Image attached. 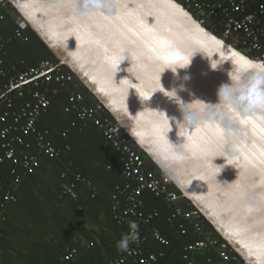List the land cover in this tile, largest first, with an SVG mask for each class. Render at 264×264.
<instances>
[{"label": "water", "instance_id": "1", "mask_svg": "<svg viewBox=\"0 0 264 264\" xmlns=\"http://www.w3.org/2000/svg\"><path fill=\"white\" fill-rule=\"evenodd\" d=\"M8 1L244 264H264V60L180 0Z\"/></svg>", "mask_w": 264, "mask_h": 264}, {"label": "trees", "instance_id": "2", "mask_svg": "<svg viewBox=\"0 0 264 264\" xmlns=\"http://www.w3.org/2000/svg\"><path fill=\"white\" fill-rule=\"evenodd\" d=\"M10 10L11 13L0 21V36L5 44L4 66L9 74L35 67L43 60L59 63L29 26L23 29L29 40L17 36L15 16L19 13L11 4ZM63 68L72 72L66 66ZM5 80L0 79V86ZM80 90L87 104L99 103L81 81ZM68 105V92L61 91L51 96V104L38 122L39 129L50 130V138L58 149L70 146L67 153L52 159L40 152L32 139L31 152L40 159V166L34 172L27 173L10 161L1 167L0 206L7 193L13 194L15 199L6 202L0 219V264H100L126 251H120L116 243L123 233L129 231V222L134 220L119 224L112 210V195L116 187L124 183L120 175L123 166L121 152L107 142L104 132L93 123L84 126L78 122L74 126L72 122L76 120V114L66 112ZM105 111L114 119L107 109ZM67 162H71L70 171L63 177ZM149 163L157 175L165 177L154 162L149 160ZM13 169L22 173L18 184H14ZM74 173L93 182L92 188L79 182L77 198L66 194L64 188L75 181ZM168 183L181 194L172 182ZM143 197L147 210L159 211L142 244L144 252L165 251V256L157 264H185L181 255L199 236L189 226L185 232L174 227L169 221L170 211L159 197L149 191H145ZM181 204L197 210L184 197ZM201 218L208 233L226 242L210 222ZM138 230L144 233V228L138 226ZM152 230L161 232L170 243L161 245L152 238ZM82 241L93 242L94 245L81 251L74 259L65 260L68 250Z\"/></svg>", "mask_w": 264, "mask_h": 264}, {"label": "built area", "instance_id": "3", "mask_svg": "<svg viewBox=\"0 0 264 264\" xmlns=\"http://www.w3.org/2000/svg\"><path fill=\"white\" fill-rule=\"evenodd\" d=\"M189 7L193 14L211 31L226 39L237 49L244 51L256 60H264V0H180ZM11 13L8 0H0V21ZM16 34L23 40V18L15 16ZM5 44L0 36V79H6L0 86V171L6 161H10L27 173L34 172L40 166L39 157L31 152L35 143L40 152L52 159L59 158L70 150L66 145L58 149L50 138L49 129H39L38 122L51 104V96L66 91L69 105L66 112H74V126L81 122L84 126L91 123L99 127L107 142L121 152L123 166L122 185L116 187L112 195V210L119 224L130 220L144 228L139 239L132 242L125 253L100 264H156L165 256V252L146 254L142 248L153 220L159 215L158 210H147L144 192L149 191L159 197L170 211L169 221L174 227L185 232L191 226L200 239L189 244L181 257L185 264H194L195 254L200 251L216 250L222 264H243L241 257L230 246L208 233L197 210L181 204L183 196L171 187L163 177L151 168L144 151L136 145L132 137L125 133L119 123L106 115V108L101 103L87 104L85 95L80 90V80L73 72L67 71L51 60H43L37 66L25 71L9 74L4 66ZM20 100V102H18ZM63 136L67 134L64 132ZM32 139L34 143L32 142ZM71 162L65 165L63 177L70 171ZM14 184L22 179V173L13 169ZM75 181L65 185V193L77 198L79 182L92 188L93 182L74 173ZM95 196V194L93 195ZM11 193L5 196L0 206V219L3 217L7 201L14 200ZM151 236L162 245H168L169 239L161 232L152 230ZM93 242L82 241L68 250L65 260L74 259L81 251L88 250Z\"/></svg>", "mask_w": 264, "mask_h": 264}, {"label": "clouds", "instance_id": "4", "mask_svg": "<svg viewBox=\"0 0 264 264\" xmlns=\"http://www.w3.org/2000/svg\"><path fill=\"white\" fill-rule=\"evenodd\" d=\"M191 77L188 76V80ZM184 87V86H183ZM139 239L138 233V224L134 221L129 222V231L127 233H123L120 240L117 241L116 246L120 251H125L128 249L129 245L132 242H136Z\"/></svg>", "mask_w": 264, "mask_h": 264}, {"label": "crops", "instance_id": "5", "mask_svg": "<svg viewBox=\"0 0 264 264\" xmlns=\"http://www.w3.org/2000/svg\"><path fill=\"white\" fill-rule=\"evenodd\" d=\"M191 228V226H189ZM192 229V228H191ZM193 231V230H192ZM194 233V232H193ZM195 234V233H194ZM210 234V233H209ZM212 235V234H211ZM199 236V235H198ZM200 239V236H199ZM162 245V244H161ZM165 252V251H163ZM166 254V253H165ZM164 257V256H163ZM161 257L159 261L163 258ZM158 261V262H159ZM157 262V263H158ZM156 263V264H157ZM194 264H222V260L216 250L200 251L195 254Z\"/></svg>", "mask_w": 264, "mask_h": 264}, {"label": "snow or ice", "instance_id": "6", "mask_svg": "<svg viewBox=\"0 0 264 264\" xmlns=\"http://www.w3.org/2000/svg\"><path fill=\"white\" fill-rule=\"evenodd\" d=\"M241 59H243V58L241 57Z\"/></svg>", "mask_w": 264, "mask_h": 264}]
</instances>
